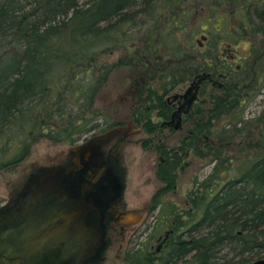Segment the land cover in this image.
Wrapping results in <instances>:
<instances>
[{
  "label": "trees",
  "instance_id": "16d2710c",
  "mask_svg": "<svg viewBox=\"0 0 264 264\" xmlns=\"http://www.w3.org/2000/svg\"><path fill=\"white\" fill-rule=\"evenodd\" d=\"M196 2L0 0V168L23 160L41 138L75 143L118 123L95 108L115 68L132 69L138 90L131 115L149 132L169 118L172 90L208 73L198 92L207 104L185 115L191 127L179 145L159 144L156 175L164 185L151 198L158 212L144 230L152 226L151 239L169 225L172 234L154 258L147 238L127 249L131 264H245L264 256V98L256 115L244 117L264 95V38L256 41L264 37V0ZM234 14L238 23H227ZM221 44L234 55H221ZM112 50L122 53L103 63L101 54ZM190 150L212 166L194 179L180 210L161 198Z\"/></svg>",
  "mask_w": 264,
  "mask_h": 264
},
{
  "label": "rangeland",
  "instance_id": "374dc122",
  "mask_svg": "<svg viewBox=\"0 0 264 264\" xmlns=\"http://www.w3.org/2000/svg\"><path fill=\"white\" fill-rule=\"evenodd\" d=\"M197 0L196 4H199ZM226 7V6H224ZM227 9H230L229 7ZM238 14L229 15L227 23H238ZM216 27L219 22L214 21ZM198 37L200 35L198 34ZM256 41L264 38L256 36ZM255 40L241 41L237 45V50L241 54L251 46ZM264 44V43H263ZM221 55L230 56V46L222 45ZM263 49L260 47V52ZM264 52V51H263ZM120 50L103 52L101 61L110 63L115 61L121 55ZM233 53H237L234 52ZM130 67L115 68L109 75L107 83L100 90L95 100V108L102 112L108 121H116L114 126L102 131L97 130L90 133L88 137H100L105 144L102 147L104 156L109 146L114 144L110 157L107 161L106 170L116 177L119 187L113 185L115 189L114 209L124 210L125 213L120 220L127 222L125 228L121 230L120 224L114 220L109 221L103 227L104 245L97 250L96 255L86 264H131L125 259V251L136 247L138 242L148 238L150 227L146 230L147 224H153L156 218L157 208L151 210V198L160 187L164 185L156 175V167L160 159L159 144L164 143L167 148H174L179 145L182 137L191 127V122L184 120L181 128L170 129L164 127L162 133L156 131L147 132L132 118V90L134 88V78ZM185 81L175 87L173 92H182L187 86ZM264 95L260 92L246 106L244 110L245 119L252 118L259 111ZM208 95L198 93L195 101L205 102ZM203 105V104H202ZM203 105V106H204ZM100 121L103 123V119ZM159 138L161 139L159 142ZM81 141L75 143L54 142L46 138H41L32 143L29 154L20 162L0 168V201L13 199L21 190L24 183L28 182L34 175H38L40 170L50 167H57L60 164H66L70 161L72 151L78 147ZM111 145V146H112ZM232 153L233 150L228 151ZM106 159V157H104ZM104 160V159H103ZM72 163V162H71ZM183 166L179 168L175 186L162 195L161 200L176 203V206L182 210L188 204L186 203V193L193 187L194 179H201L206 175L212 162L210 157H197L189 151V154L181 159ZM60 168V167H58ZM63 168V167H62ZM60 168V169H62ZM103 175H106L105 171ZM107 171V172H108ZM234 174V171L231 172ZM112 186V185H111ZM169 225H164L153 238L148 239L149 250H154L158 235H163ZM147 238V239H146ZM160 252H155L160 255Z\"/></svg>",
  "mask_w": 264,
  "mask_h": 264
},
{
  "label": "water",
  "instance_id": "95a60500",
  "mask_svg": "<svg viewBox=\"0 0 264 264\" xmlns=\"http://www.w3.org/2000/svg\"><path fill=\"white\" fill-rule=\"evenodd\" d=\"M207 75L197 74L182 92L170 95L184 99L161 125L171 124L176 117L173 128L182 126V114L190 111ZM66 175L58 167L43 169L20 206L0 214V264H83L103 247V210L89 189L98 176L79 191H69ZM167 235L168 231L156 250ZM245 264H264V256Z\"/></svg>",
  "mask_w": 264,
  "mask_h": 264
},
{
  "label": "flooded vegetation",
  "instance_id": "af4514ba",
  "mask_svg": "<svg viewBox=\"0 0 264 264\" xmlns=\"http://www.w3.org/2000/svg\"><path fill=\"white\" fill-rule=\"evenodd\" d=\"M233 55L234 54H232L231 56H233ZM230 58H233V57H230ZM137 83H138V81L134 82V88L132 90V96H133L132 108L137 103V97H136V91L138 90V87L136 85ZM200 88L201 87H199V90H200ZM199 90H198V92H199ZM170 95H168V96H170ZM167 97H166V102L169 106H171V113H172V111H174L176 109V107L184 99V98H180V97L173 98L171 96L169 97V99H167ZM194 104H193V106H194ZM192 107H191L190 111L192 110ZM171 113H170V116H171ZM188 113H186V114H188ZM186 114H182V123H183V119L185 118ZM170 116L167 119H161L159 122V125L156 127V129L154 131H156L158 133H162V130L164 127H169L170 129H174L173 126L177 122L176 117L171 122V124L161 125V123L163 121H167L168 119H170ZM179 128H181V127H179ZM145 131H147V130H145ZM147 132H149V131H147ZM90 133H93V132H90ZM90 133L85 134L83 137H81L79 139L81 142L78 144V147L75 148L74 151H72V155L69 158L72 163L67 162L66 164H60V166H57V167H60V168L63 167L62 169L67 174L65 179H64V183L68 186L69 191L72 189H76L77 191H79L82 188V186H85L87 183L90 182L89 180L91 178L98 176L97 179L93 183L91 182V186L89 189L91 192L95 193V195L92 193H91V195H94V198L95 199L97 198L99 200L98 204L103 210V216H104L103 227H105V224L106 225L109 224V221L114 220L115 222L120 224L121 230H123L125 228L126 224H128L127 222H123L120 220V217L125 213V211L119 210V209H114L115 208V206H114L115 202L113 200V196H115L114 194L117 191V190L115 191L113 185L116 186V188H118L119 183H118L116 177L112 174V172L108 171L109 168L107 170L105 169L107 167V161H108V158L110 157V154H111V151L113 149L114 144L113 145L111 144L112 146L111 145L109 146L110 148H108V151H107L106 155L104 156L102 147L105 144V142L100 137H95V136L88 137ZM160 140L161 139L159 138V142H160ZM65 143H67V142H65ZM104 157H106V159ZM160 158H162V157H160ZM53 167L49 166L48 168L52 169ZM182 167L183 166H181V168ZM48 168H45V169H48ZM104 170H106L105 171L106 175H103ZM42 171L43 170H40L38 175H36V176L34 175L28 182L24 183L21 190L17 193V195L12 200L8 199V200L0 201V214H3V213L10 211L12 209L18 208L20 206V200L27 194V192H29V190L32 187L31 185L34 182L38 181L39 176L42 174ZM69 173H71V174L69 175ZM151 204H150V206H151ZM151 228H152V226L150 227V229ZM166 231H168V235L165 238V241L159 247V249L156 250L157 243L161 239L164 238ZM172 231H173V229L171 227H167V229L164 231L163 235H158V237L156 239L157 243L154 247V250H151V248L149 250L151 252V254H150L151 257L154 258V256H156L155 252H160L161 250L166 248L165 247L166 243L168 242V240L172 234ZM93 257H91V258H93ZM91 258L87 259L83 264H86L88 261H90Z\"/></svg>",
  "mask_w": 264,
  "mask_h": 264
}]
</instances>
